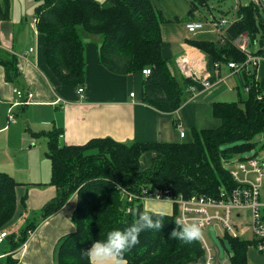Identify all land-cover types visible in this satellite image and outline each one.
Segmentation results:
<instances>
[{
    "label": "trees",
    "instance_id": "trees-1",
    "mask_svg": "<svg viewBox=\"0 0 264 264\" xmlns=\"http://www.w3.org/2000/svg\"><path fill=\"white\" fill-rule=\"evenodd\" d=\"M108 1L109 6L97 0H35L34 14L48 69L64 86H83L87 76L85 36L98 37L99 61L107 70L129 75L151 68L152 74L144 82L143 99L161 112L178 110L192 81L175 75L170 60L162 56L161 26L167 19L151 0ZM10 13L11 0H0V21L9 20ZM237 13L245 24L242 31L248 33L251 43L258 45L255 55H264V10L257 2H240ZM190 45L206 55L210 63L245 65L248 59L226 38L218 43L190 41ZM0 64L5 80L15 84L21 76L18 57L1 52ZM248 67L243 68L246 73L240 84L244 92L249 89L248 100L215 102L213 114L221 125L215 129H193L190 140L181 143L128 144L96 138L84 145L68 146L61 143L60 130L36 133L48 137L50 184L56 187L57 196L41 211L32 212L18 234L8 237L6 253L10 255L0 264H17L14 253L26 243L29 234L73 196L75 231L59 240L55 264H90L85 252L93 242L105 240L114 229L128 227L141 211L160 218L164 225L161 230L147 229L140 234L139 244L126 254L128 264H205L206 253L200 240L186 243L171 238L177 229L176 205L172 215L147 211L140 200L129 203L124 190L140 194L143 189H159L186 199L194 195L218 199L223 191H231L236 184L225 164L254 150L257 137L264 133V81L258 80L257 68L251 71ZM149 151L154 153L153 164L143 169L141 158ZM19 186L25 185L0 171V231L17 215ZM26 199L24 196L20 202L25 209ZM226 236L233 249L230 264H249V249L256 247L257 241Z\"/></svg>",
    "mask_w": 264,
    "mask_h": 264
},
{
    "label": "crops",
    "instance_id": "crops-1",
    "mask_svg": "<svg viewBox=\"0 0 264 264\" xmlns=\"http://www.w3.org/2000/svg\"><path fill=\"white\" fill-rule=\"evenodd\" d=\"M97 1L103 6H109L108 0ZM193 1L195 4H192ZM196 1L151 0L154 8L161 11L168 21L161 26L163 41L161 52L164 59L170 60V69L178 77H183L176 66L178 57L183 54L193 57L204 55L190 45V41L213 43L220 41L217 31L210 24L196 34H191L187 30L188 22H210L212 19H218L212 14L209 19L204 16ZM234 7L231 5L225 15L230 14L224 16L232 19ZM35 8V0H11L10 19L0 21V53L8 52L16 55L21 70L18 81L15 84L8 83L5 80L4 67L0 64V105L7 107L9 111L12 109L13 113L16 108L27 109L26 121L32 123L36 121V126L33 125L34 132L39 133L47 129H43L41 125L50 126V131L60 130L61 143L68 146L84 145L96 138H111L128 144L181 143L190 140L193 129H215L221 125L220 120L213 114L215 102L241 101L240 84L246 71L242 69L236 72L224 63L219 75L213 77L211 88L207 90L200 88V91L194 95L186 92L182 106L174 112L158 111L143 99L144 82L147 77L143 76L142 72L129 75L111 73L100 63L99 39L92 36L85 38L87 76L84 85L64 86L52 75L44 62L43 39L38 32V24L36 27L32 26L36 19ZM30 18L34 19L30 20ZM27 23L30 25L28 26ZM244 25V21L237 15L235 21L227 27L225 38L232 42L239 35L246 34L242 31ZM250 48L252 50L251 45ZM31 49L34 51L30 52ZM248 66L251 71L258 68ZM208 68L212 69V63L208 64ZM256 72L258 73L257 69ZM15 88L32 93L33 98L30 103L13 107V103L18 101L14 94ZM79 89L84 90L82 95L79 94ZM132 93L136 94L134 98L131 97ZM33 115L37 119L33 118ZM16 117L18 118V115ZM17 118L14 124L9 125L10 130H15ZM179 125L186 131L185 138L181 137ZM5 130L6 127L0 131V135ZM144 155L142 165L147 169L152 163L154 153L149 151ZM262 159L264 160V156ZM31 165L32 161L29 166ZM37 172L39 180L36 181H41L39 183L26 184L15 178L25 186H19L17 189L19 203L17 215L8 225L13 235L20 232L32 212L41 211L57 196L56 187L50 184L51 164L45 162V167ZM24 196H27L26 209L20 203ZM161 203L164 205L160 213L172 215L173 205ZM75 208L76 196H73L59 212L41 222L37 229L29 234L26 243L14 253L17 264H55L59 240L62 236L75 231L73 222ZM242 221L243 219L240 220ZM251 238L248 234L247 240ZM8 244L9 241H6L0 246V262L10 255V252L6 253ZM255 250L249 249V264H264V254L259 255Z\"/></svg>",
    "mask_w": 264,
    "mask_h": 264
},
{
    "label": "built area",
    "instance_id": "built-area-1",
    "mask_svg": "<svg viewBox=\"0 0 264 264\" xmlns=\"http://www.w3.org/2000/svg\"><path fill=\"white\" fill-rule=\"evenodd\" d=\"M234 2L236 6L233 9L232 19L221 17L218 20L212 19L210 22L191 21L186 24L187 30L191 34H196L203 31L207 24H210L217 31L220 39L225 38L227 27L235 21V17L238 15L237 12L241 0H234ZM259 5L264 10V0H259ZM37 24L38 20L34 19L32 25L36 27ZM232 45L247 55L248 59L245 65L252 64L253 66L259 67L260 63L264 62V55H255L252 52L250 48L251 40L248 33L239 35L232 41ZM33 51L34 49L30 50V52ZM209 63L210 61L205 55L193 57L189 54H183L176 59V66L181 75L192 81L186 88L188 94L194 95L200 91V88L207 90L212 87V79L214 76L219 75L221 66L224 63L214 62L212 63V69L208 68ZM226 65L236 72L241 71L245 66L244 64L235 62H230ZM151 74V68H146L142 71V75L147 78ZM248 91L249 89L247 88L246 92ZM78 92L82 95L84 90L79 89ZM14 94L17 96L18 101L13 103V107L26 105L33 98L32 93L25 92L19 88L14 89ZM135 95V93H132L131 97L134 98ZM8 120L10 124L16 122L12 109L9 111ZM178 129L181 137L185 138V129L181 125L178 126ZM226 165H228L227 170L236 186L229 192L223 191L218 199L205 195H194L188 199L180 195L175 198L169 191L163 192L159 189L154 191L143 189L140 194L130 193L124 190V196L129 203L136 200L142 202L148 200L168 201L173 206H177L178 214L176 219L180 218L183 222L187 223H200L203 234L207 228L212 226L218 231H224L225 235L234 238L247 240V236L250 234L252 237L251 240L257 241V246L251 248L256 249L259 253H264V160L257 157L248 159L237 157L227 162ZM130 211L131 208H128L127 212ZM241 219H243L242 222H240ZM12 234L13 231L9 229L0 231V246ZM200 241L206 253L205 264H216L217 257L215 248L210 246L204 236Z\"/></svg>",
    "mask_w": 264,
    "mask_h": 264
},
{
    "label": "rangeland",
    "instance_id": "rangeland-1",
    "mask_svg": "<svg viewBox=\"0 0 264 264\" xmlns=\"http://www.w3.org/2000/svg\"><path fill=\"white\" fill-rule=\"evenodd\" d=\"M258 2L259 0H241L244 4L249 2ZM199 6L201 13L204 14L208 19L212 16L220 19L224 16L229 10L230 6L234 7V0H202L201 3L199 0L196 1ZM200 3V4H199ZM205 3L206 5H204ZM228 13L227 15H229ZM225 15V16H227ZM264 18V14H263ZM34 19V18H33ZM30 18V20H33ZM217 19V20H218ZM29 26L30 23H27ZM34 27V25H32ZM262 31L259 36H261ZM89 37L88 35L85 36ZM252 52L255 54L258 51V45L251 43ZM258 70V80L260 82L264 81V62L260 63ZM241 99L243 102L248 100V95L242 89H240ZM0 118H1V127L2 129L6 127V130L0 135V171L9 172L14 178L18 181L26 184L30 183H39V175L37 170H40L43 166L45 167V162L50 165L52 170L51 160L47 157L46 152L48 150V137L46 135H36L38 132H34V126H36V121H26L28 116V110L23 108H16L14 110L15 116L18 115L17 125L15 130H10L12 124L9 123V110L7 107L0 105ZM20 116V117H19ZM33 118L37 119L35 115ZM34 125V126H33ZM44 132L50 131V126L41 125ZM39 131V132H42ZM9 141V144H8ZM258 145L257 147L249 152H244L242 154L243 158L248 159L252 157H257L261 159L264 156V134L257 137ZM35 144V145H34ZM34 145V146H33ZM145 156V155H144ZM143 156V157H144ZM154 157V156H153ZM32 161V165H30ZM50 162V163H49ZM148 165L147 168H150L153 164ZM144 164V162H143ZM142 165V158H141ZM142 168L145 169L142 165ZM225 168L228 169V165L225 164ZM27 173V174H26ZM22 174H26L22 176ZM22 176V177H21ZM20 177V178H19ZM52 177V172H51ZM51 180V179H50ZM161 202L169 203L168 201H155L148 200L144 206L151 212L160 213V210L163 209ZM151 208V209H149ZM170 215V214H167ZM8 229V226L5 228ZM204 238L208 241L210 246L218 247L220 250L219 262L221 264H230L229 258L230 254L233 253V249L229 243V239L225 235L224 231L216 230L213 226L207 228L206 232L203 234ZM223 240V241H222ZM256 251V250H255ZM260 255L259 252L256 251Z\"/></svg>",
    "mask_w": 264,
    "mask_h": 264
},
{
    "label": "clouds",
    "instance_id": "clouds-1",
    "mask_svg": "<svg viewBox=\"0 0 264 264\" xmlns=\"http://www.w3.org/2000/svg\"><path fill=\"white\" fill-rule=\"evenodd\" d=\"M175 223L177 229L172 232V239L191 243L203 238L200 223H187L180 218H177ZM163 225L160 218H154L148 212L141 211L128 227L110 231L105 240L94 241L85 253L90 264H128L126 254L139 244L140 234L147 229L161 230Z\"/></svg>",
    "mask_w": 264,
    "mask_h": 264
},
{
    "label": "water",
    "instance_id": "water-1",
    "mask_svg": "<svg viewBox=\"0 0 264 264\" xmlns=\"http://www.w3.org/2000/svg\"><path fill=\"white\" fill-rule=\"evenodd\" d=\"M215 251H216V256H217L216 264H220V262H219L220 250L218 247H215Z\"/></svg>",
    "mask_w": 264,
    "mask_h": 264
}]
</instances>
